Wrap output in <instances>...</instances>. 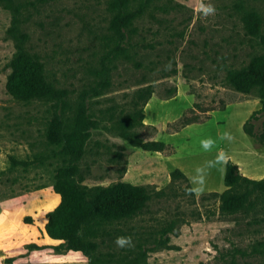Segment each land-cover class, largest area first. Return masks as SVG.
I'll return each instance as SVG.
<instances>
[{
    "label": "rangeland",
    "instance_id": "obj_1",
    "mask_svg": "<svg viewBox=\"0 0 264 264\" xmlns=\"http://www.w3.org/2000/svg\"><path fill=\"white\" fill-rule=\"evenodd\" d=\"M109 2L22 1L26 47L40 57L48 80L68 93L69 109L59 113L72 118L84 107L97 123L77 164L81 184L127 182L147 188L151 197L140 215L108 226L95 240V262L264 264V196L254 194L235 215L221 214L225 165L208 170L202 194H189L188 188L197 186V169L220 152L237 165L240 159L264 171V162L249 153L264 149L243 129L261 108L258 90L242 94L227 81L229 70L245 69L264 54L260 37L251 36L243 22L253 8L264 35V0H203L216 8L207 18L199 14L201 0L151 1L125 52L111 62ZM11 24V12L0 4V264H89L83 253L45 233L47 214L60 202L54 192L58 171L68 162L46 138L54 102H19L6 91L16 52ZM104 66L110 86L95 91L106 76ZM148 87L153 94L144 107L145 121L133 132L143 142H163L162 152L133 146L118 128L134 111L137 91ZM225 132L234 139H221ZM207 139L216 142L210 151L201 146ZM176 169L188 183L172 179ZM120 236H130L134 247L119 248Z\"/></svg>",
    "mask_w": 264,
    "mask_h": 264
},
{
    "label": "trees",
    "instance_id": "obj_2",
    "mask_svg": "<svg viewBox=\"0 0 264 264\" xmlns=\"http://www.w3.org/2000/svg\"><path fill=\"white\" fill-rule=\"evenodd\" d=\"M23 0H0V4L12 14V24L8 30L9 37L15 42L14 53L7 77L6 91L19 102L48 100L54 102V118L49 123L46 133L51 145L60 147L61 154L68 164L58 171L54 192L60 197L58 206L47 214L45 233L51 239L60 241L66 249L83 253L89 264H97L94 254L99 246L96 239L107 233V227L115 223L131 220L140 215L150 201L147 188L127 182H117L111 186L88 187L81 184V172L78 163L86 152L90 131L96 127V121L86 114L84 107L71 118L59 113L69 109L68 93L50 82L40 57L31 53L26 45L29 35L23 31ZM112 18L109 24V40L113 44L107 61L118 58L125 52L124 44L136 34L135 22L143 15L151 1L154 0H108ZM245 29L254 37H260L264 47V35L261 30L263 21L256 10L249 9L243 19ZM105 78L95 91L110 86L109 73L104 66ZM102 73V74H103ZM227 81L239 93L249 95L258 90L261 108L254 112L244 124V132L253 140L256 147L264 149V54L253 57L245 69H231ZM150 87L137 91L133 101L134 111L123 117L118 124L120 135L133 146L147 151L162 152L163 142H143L134 129L145 121L144 107L151 99ZM261 118V128L255 131V121ZM189 125V124H187ZM173 180L187 176L179 169L172 172ZM224 185L226 190L220 194V213L235 215L242 211L257 194L264 196V178L253 180L240 172L239 166L227 161L225 164ZM191 189V186H188Z\"/></svg>",
    "mask_w": 264,
    "mask_h": 264
},
{
    "label": "clouds",
    "instance_id": "obj_3",
    "mask_svg": "<svg viewBox=\"0 0 264 264\" xmlns=\"http://www.w3.org/2000/svg\"><path fill=\"white\" fill-rule=\"evenodd\" d=\"M199 14L204 17L207 18L209 16H214L216 14V8L208 3H204L203 0H201V3L199 4V8H198ZM221 139L226 140V141H232L234 138L232 137V135L228 132H225L222 136ZM215 141L212 139H207V140H203L201 141V146L204 148L205 151H210L214 146H215ZM229 160V157L226 153L224 152H220L217 154L215 160L213 161H209L206 168H200L197 169V179L195 181L196 183V187L192 188L189 190V194H196V195H200L203 193V191L205 190V183H206V178L208 175V170L219 166H223L227 163V161ZM115 244L119 247V248H132L134 247L132 238L130 236H120L117 237L115 240Z\"/></svg>",
    "mask_w": 264,
    "mask_h": 264
},
{
    "label": "crops",
    "instance_id": "obj_4",
    "mask_svg": "<svg viewBox=\"0 0 264 264\" xmlns=\"http://www.w3.org/2000/svg\"><path fill=\"white\" fill-rule=\"evenodd\" d=\"M249 153H252L251 156L253 157L255 162H264V153H260V152H249ZM238 165L242 170V175H244L245 177L253 180L256 179L261 180L264 178V171H257V168H254L253 164L250 165L244 160L238 159ZM242 165L245 166L243 167Z\"/></svg>",
    "mask_w": 264,
    "mask_h": 264
}]
</instances>
